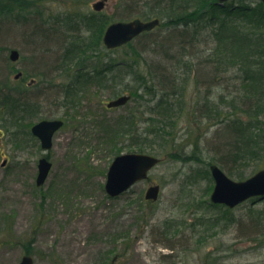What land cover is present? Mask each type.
<instances>
[{
	"label": "rangeland",
	"instance_id": "1",
	"mask_svg": "<svg viewBox=\"0 0 264 264\" xmlns=\"http://www.w3.org/2000/svg\"><path fill=\"white\" fill-rule=\"evenodd\" d=\"M97 1L0 0V88H26L34 100L13 120L0 109V264H20L26 249L34 264H264V199L234 208L211 200L213 164L234 180L264 169V114L244 80L250 67L232 64L235 52L250 53L253 64L264 60L258 0H230L250 8L220 12L203 10L210 0H107L96 11ZM156 17L160 24L130 44L98 43L112 22ZM241 39L248 47L228 46ZM98 52L103 60L93 57V68L86 57ZM160 64L178 78L163 91L151 72ZM124 94L132 96L126 104L107 106ZM233 112L258 134L237 163L221 151L235 136L230 128L226 134ZM55 118L65 124L46 151L32 127ZM133 151L160 163L109 196L111 163ZM46 155L53 166L38 186ZM153 184L161 186L155 201L145 198Z\"/></svg>",
	"mask_w": 264,
	"mask_h": 264
},
{
	"label": "water",
	"instance_id": "2",
	"mask_svg": "<svg viewBox=\"0 0 264 264\" xmlns=\"http://www.w3.org/2000/svg\"><path fill=\"white\" fill-rule=\"evenodd\" d=\"M228 0H219L223 4ZM264 2V0H261ZM107 0H98L93 4L97 11L104 9ZM159 24V19L144 21L133 19L130 21H117L111 23L105 30L104 43L108 48H114L126 44L142 32L153 29ZM19 51L13 49L10 58L13 61L19 59ZM18 73L16 77H19ZM130 95H122L107 103L108 107H117L126 104ZM64 124L61 119H44L33 125L32 132L40 138L44 150H50L53 146V137L57 130ZM156 155L145 152H126L117 155L111 163L105 188L109 195L117 196L128 190L136 182L149 176L150 170L160 163ZM52 168V162L45 156L39 160V173L37 185L42 186L46 182ZM215 179V187L211 196L214 203L225 204L229 207L237 205L254 197L264 198V169L245 180H234L229 177L218 165L211 166ZM160 193V185H152L147 189L146 198L157 200ZM20 264H34L31 255H24Z\"/></svg>",
	"mask_w": 264,
	"mask_h": 264
},
{
	"label": "trees",
	"instance_id": "3",
	"mask_svg": "<svg viewBox=\"0 0 264 264\" xmlns=\"http://www.w3.org/2000/svg\"><path fill=\"white\" fill-rule=\"evenodd\" d=\"M202 3H205V1L203 0ZM257 3H259L258 7H256V8L254 7L253 11H254L256 16H260L263 18L264 17V3L261 1H258ZM145 4L147 6H150L149 2H146ZM162 6H163V4H161L160 2H157L155 5V7H162ZM164 6H165V4H164ZM243 6L250 8V6H246V5H237V6L236 5L235 6L230 5V2L226 3L225 5H220L219 3H217V0H210L209 3H207V4L205 3L203 5V10L207 11L211 7V8H213V11L216 10V11L220 12L221 10L229 9V7L232 9H235L237 7L240 8ZM203 10H201V11H203ZM229 10H231V9H229ZM89 19L93 20V18H89ZM89 19L87 17V20H89ZM182 23L186 24V20L181 22V24ZM102 34H103V30L99 31L97 34L98 43L101 42V44L103 43L102 42ZM247 39H241V40H239V43L238 42L230 43V45H228V46L233 45V50L234 49H236V50L244 49V47H248L247 46L248 45ZM249 40H250V38H249ZM186 41H189V40H186ZM189 43H190V41H189ZM227 48H230V47H227ZM99 54H100V52H98V54L96 56L86 57L88 64L93 66V68H95L97 65V63L95 64L93 57H97L98 60H103L102 57L101 58L98 57V56H100ZM259 54H262V53H259ZM235 55H236V57L233 59L234 62L232 64H234V65L238 64L241 69L247 68V67H250L247 69H254L253 71L246 69L245 72L247 73V75H245L244 80L247 81L246 82L247 88L249 90H251L250 91L251 93L254 94L253 97H255L256 100H259V101H257L258 104L255 105L256 113L264 114V104H261V102H264V60L261 61L260 64H253L252 61L249 59L252 57L250 53H248V54L244 53V56H243L242 54L235 52ZM231 57H232V55H231ZM223 61H224V63H226L225 60H223ZM103 67L104 68L102 71H106L107 69H111V67H107V69L105 66H103ZM155 67H157V68H155L156 71H151V72L153 75L160 77V79H161L160 85H163L162 89H160L161 91H163L165 89L167 90L169 86H172V85L175 86L178 84L177 83L178 78L172 72H170L171 74L167 73V72H169V71H167V70H169L168 66H164V65L160 64V65H156ZM256 68H258V70H263V72H261V73L255 72ZM96 72L98 74L101 73V71H99V70ZM164 76H165V78H169V81L165 80ZM164 80L168 81L169 85H165ZM5 85L7 86V84H5ZM69 85L70 84H68L67 87H69ZM156 88H158V87H156ZM0 89L4 90V92H2V94H0V109L2 108V110H4L7 115H9L8 117L6 116L7 118H11L13 120V118H14L13 115H15L16 111L22 112V111L27 110V109L29 110V108H31L33 106V103H34L33 97H31L28 94V92L27 93L25 92L28 89H26V88L21 89V88H14V87L8 88V86H7V90L4 89L3 87ZM156 92H158V91L156 90ZM140 98L142 99V100L140 99L141 102L147 101L144 98V96H141ZM243 108L244 107L241 106V109H243ZM252 110H253V108H251V106L250 107L248 106L246 109V111H248L250 113ZM243 111H245V110H243ZM233 115H234V118L228 120L229 123L227 124L226 134L228 133L227 131H230V129H231V130H233V133H235V136L233 137V134L232 135L230 134V138L225 140L224 144H221V146H222L221 151L225 157L230 158L231 160L233 159L234 162L237 163L240 160V155L242 158H244V157H246L247 153L253 152L252 150L251 151L249 150L248 145H249L250 141L255 142L257 140L258 134H255V133L252 134V132H250V129L254 128L251 126L252 121H249L250 124L248 125V127H244L242 125L241 120L238 117L239 113L233 112ZM258 115L255 114L256 118H258ZM219 161L223 164L226 163V161L223 159V157L221 159H219ZM27 247L30 248L31 245H28ZM25 254H30V250L26 249Z\"/></svg>",
	"mask_w": 264,
	"mask_h": 264
}]
</instances>
